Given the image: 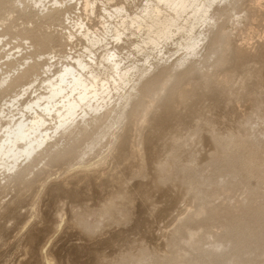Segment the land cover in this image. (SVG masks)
<instances>
[{
	"label": "rangeland",
	"instance_id": "1",
	"mask_svg": "<svg viewBox=\"0 0 264 264\" xmlns=\"http://www.w3.org/2000/svg\"><path fill=\"white\" fill-rule=\"evenodd\" d=\"M221 23L121 119L0 177V264H264V0Z\"/></svg>",
	"mask_w": 264,
	"mask_h": 264
},
{
	"label": "bare ground",
	"instance_id": "2",
	"mask_svg": "<svg viewBox=\"0 0 264 264\" xmlns=\"http://www.w3.org/2000/svg\"><path fill=\"white\" fill-rule=\"evenodd\" d=\"M237 2L0 0V177L42 155L34 171L100 116L121 119L157 77L226 45L221 21ZM16 20L26 21L20 42L7 24Z\"/></svg>",
	"mask_w": 264,
	"mask_h": 264
}]
</instances>
